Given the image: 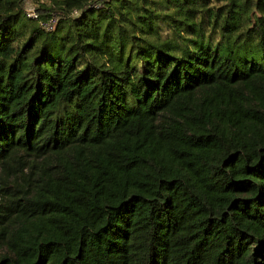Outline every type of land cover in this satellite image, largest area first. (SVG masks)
I'll list each match as a JSON object with an SVG mask.
<instances>
[{
    "label": "trees",
    "instance_id": "1",
    "mask_svg": "<svg viewBox=\"0 0 264 264\" xmlns=\"http://www.w3.org/2000/svg\"><path fill=\"white\" fill-rule=\"evenodd\" d=\"M27 1L0 0V264H264V0Z\"/></svg>",
    "mask_w": 264,
    "mask_h": 264
},
{
    "label": "rangeland",
    "instance_id": "2",
    "mask_svg": "<svg viewBox=\"0 0 264 264\" xmlns=\"http://www.w3.org/2000/svg\"><path fill=\"white\" fill-rule=\"evenodd\" d=\"M26 7H27V9H28V11L30 12V13H35V15L37 14V9H36V6H35V4L33 3V2H31V1H27L26 2Z\"/></svg>",
    "mask_w": 264,
    "mask_h": 264
},
{
    "label": "built area",
    "instance_id": "3",
    "mask_svg": "<svg viewBox=\"0 0 264 264\" xmlns=\"http://www.w3.org/2000/svg\"><path fill=\"white\" fill-rule=\"evenodd\" d=\"M29 14L34 15V16L37 15V14L35 15V13H33V12H32V13L29 12ZM55 20H56V19L53 18V19L51 20V22H48V23H46L45 25H46L48 28H52V24H51V23H53Z\"/></svg>",
    "mask_w": 264,
    "mask_h": 264
}]
</instances>
